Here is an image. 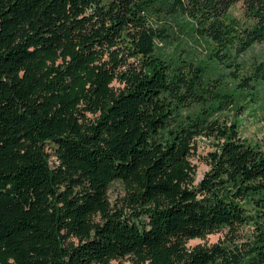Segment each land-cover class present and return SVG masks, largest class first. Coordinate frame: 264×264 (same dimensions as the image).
<instances>
[{"label": "trees", "instance_id": "16d2710c", "mask_svg": "<svg viewBox=\"0 0 264 264\" xmlns=\"http://www.w3.org/2000/svg\"><path fill=\"white\" fill-rule=\"evenodd\" d=\"M176 11L220 62L264 43V0H0V264H264V147L184 115L201 70L154 47V18ZM114 181L129 212L110 206ZM243 225L248 241L186 247Z\"/></svg>", "mask_w": 264, "mask_h": 264}, {"label": "rangeland", "instance_id": "374dc122", "mask_svg": "<svg viewBox=\"0 0 264 264\" xmlns=\"http://www.w3.org/2000/svg\"><path fill=\"white\" fill-rule=\"evenodd\" d=\"M241 4L237 3L230 9V15L241 18ZM158 27L159 37L155 40V52L173 67L200 69L204 83L201 89V100L186 110L184 115L190 117L206 116L209 120H218L225 124L234 123L241 138L264 147V82L249 80L246 85L244 78H252L256 66L264 62V43L254 45L246 53L235 56L230 54L225 62H220L214 55L212 42L202 35L196 24L180 11L162 13L154 18ZM234 63L236 65H234ZM112 85L117 87V82ZM87 117L92 118L90 113ZM213 140L197 138L195 150L190 157L196 167V181L201 179L208 169L204 158L213 149ZM50 155L53 152L48 148ZM54 158H50L53 164ZM124 190L120 182L114 181L108 189V200L112 210L124 208L121 203ZM228 228L208 234L202 238L190 239L186 243L188 249L196 246L207 247L220 240L226 241L229 236L237 243L248 241L253 228L248 225L239 226L236 232H228ZM253 238V237H252ZM118 264H134L130 257H124Z\"/></svg>", "mask_w": 264, "mask_h": 264}]
</instances>
